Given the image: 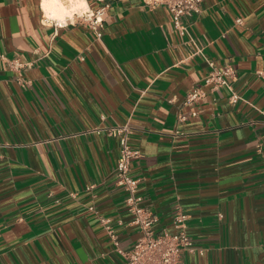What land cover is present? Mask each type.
Listing matches in <instances>:
<instances>
[{"label":"crops","instance_id":"0c3cea01","mask_svg":"<svg viewBox=\"0 0 264 264\" xmlns=\"http://www.w3.org/2000/svg\"><path fill=\"white\" fill-rule=\"evenodd\" d=\"M85 1L105 7L100 38L42 0H0V264L124 263L99 220L123 250L140 235L105 133L124 123L156 230L187 215L202 251L185 264H264V0H201L183 35L163 5ZM207 60L233 68L231 91Z\"/></svg>","mask_w":264,"mask_h":264},{"label":"built area","instance_id":"2783aa9c","mask_svg":"<svg viewBox=\"0 0 264 264\" xmlns=\"http://www.w3.org/2000/svg\"><path fill=\"white\" fill-rule=\"evenodd\" d=\"M146 3L165 6L171 14L173 27L183 35L187 34V28L183 24L182 19L191 18L198 14L201 0H146ZM104 8V6H100L77 14L79 18L89 23L97 38L102 35ZM236 22L239 23L240 19H236ZM198 52H200V49L196 48L194 53ZM207 64L210 70L206 81L212 82L214 84L213 87L222 86L231 91L230 80L233 77V68L230 65L217 68L208 60ZM260 75L264 78V72H261ZM201 95L194 89L186 94V100L191 101ZM230 98L235 101L238 95L232 93ZM95 130L98 131L97 129ZM130 132L131 128L127 123L110 126L105 129V133L108 136L116 137L118 141L119 155L114 168L116 183L122 186L127 194L125 203L132 216L130 223L140 230V235L129 249L123 250L119 246V240L114 228L110 225V219L100 216L99 220L108 234L114 249L125 259L123 264H185L184 257L186 254H194L202 250L196 248L188 236L185 223L187 215L179 206L175 207L172 231H168L165 228L156 230L157 217L149 209L140 205L141 197L137 195L138 179L130 175L131 161L139 157L140 152L129 145L128 136ZM89 209L93 210V207L90 206Z\"/></svg>","mask_w":264,"mask_h":264},{"label":"bare ground","instance_id":"6f19581e","mask_svg":"<svg viewBox=\"0 0 264 264\" xmlns=\"http://www.w3.org/2000/svg\"><path fill=\"white\" fill-rule=\"evenodd\" d=\"M42 10L47 20L65 22L74 13L81 14L88 10L85 0H42Z\"/></svg>","mask_w":264,"mask_h":264}]
</instances>
